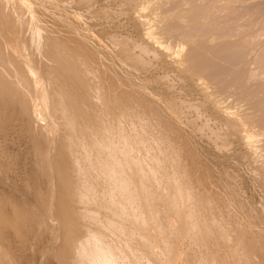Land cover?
Returning a JSON list of instances; mask_svg holds the SVG:
<instances>
[{
  "label": "rangeland",
  "instance_id": "obj_1",
  "mask_svg": "<svg viewBox=\"0 0 264 264\" xmlns=\"http://www.w3.org/2000/svg\"><path fill=\"white\" fill-rule=\"evenodd\" d=\"M37 27L81 54L75 131ZM78 239L105 264H264V0H0V264H82Z\"/></svg>",
  "mask_w": 264,
  "mask_h": 264
},
{
  "label": "bare ground",
  "instance_id": "obj_2",
  "mask_svg": "<svg viewBox=\"0 0 264 264\" xmlns=\"http://www.w3.org/2000/svg\"><path fill=\"white\" fill-rule=\"evenodd\" d=\"M90 11V10H89ZM92 16V15H91ZM4 17V16H3ZM31 18V17H30ZM35 29V34L37 35V37H36V35L34 34V38H36L37 39V44L39 45V48H40V50H42V52H43V54L44 55H46L47 56V58L51 61V62H56V63H58L59 65V70L57 71V74H55V78H56V81H58V85L60 86V84L61 85H63V88H62V86H60V87H57V88H59L60 90L62 89H67L66 90V93H67V95H64V97L66 96V98L67 99H63V96H61L62 97V99L63 100H59V111H60V113H61V111H65V114L64 115H66V117H67V115H69V119L68 120H66L65 119V121H69L68 122V128H70L71 129V127H73V126H76L74 123H70V122H74V120L72 119L73 117H75V114H76V116H77V118L79 117V118H81L80 120H81V123H84V121L82 122V117L83 116H85V117H87L89 114L88 113H84L85 111V109H86V107H84V110H83V107H82V104H83V106H86L88 103H91L90 102V100L91 99H89V98H91L92 97V94L90 95L91 97H89V93L88 92H90L91 93V91L88 89V91L87 92H85V90H87V88H88V85L90 84L91 85V83H89V81L88 80H86L85 79V76L83 75V71L82 70H84V69H81V68H83L82 67V65L81 64H79V62H80V60H78L76 57H78L79 58V56L81 55V54H77L76 55V57H74L73 58V55L75 56V51H74V54L72 55V57L70 56V51L69 50H67V48L66 47H69L70 49L72 48V47H70V45H66L65 47H63V42L62 43H60V42H57V41H55V43H56V45L54 46V50H53V52H48V47H49V45H50V39H49V37H44L43 39V41H45L44 42V44H41V39H40V34H39V32H40V30L38 29V27L37 28H34ZM37 30H39V32L37 31ZM34 31V30H33ZM16 33V32H15ZM53 36V35H52ZM51 36V37H52ZM30 38V37H29ZM52 40V39H51ZM52 44V43H51ZM67 44V43H66ZM72 45V44H71ZM42 47H43V49H42ZM73 49V48H72ZM74 50V49H73ZM66 51H68L69 53H65ZM77 51V50H76ZM81 51V50H80ZM77 53H78V51H77ZM79 53H81V52H79ZM83 54V53H82ZM43 56V55H42ZM48 60V61H49ZM43 61V60H42ZM49 61V62H50ZM79 61V62H78ZM45 62V61H44ZM55 63V64H56ZM46 64V63H45ZM44 65V64H43ZM80 65H81V67H80ZM47 66V65H46ZM45 66V67H46ZM84 67H85V65H84ZM90 67V66H89ZM49 66H47V68H44V69H46V70H51V68H49ZM88 68V67H87ZM43 69V70H44ZM24 70H26V69H24ZM45 70V71H46ZM53 70V69H52ZM91 70V69H90ZM87 71V70H86ZM41 72V71H40ZM55 72V71H54ZM10 73V72H9ZM48 73H49V71H48ZM46 74H47V71H46ZM9 76V75H8ZM42 76V75H41ZM48 76V75H47ZM44 77V76H43ZM51 77V76H50ZM9 78V77H8ZM89 78V77H88ZM47 80H48V78H47ZM49 81H50V79H49ZM74 83V84H73ZM70 84H72V85H70ZM56 85V84H55ZM96 85V84H95ZM92 86V85H91ZM90 86V87H91ZM98 86V85H97ZM86 88V89H85ZM98 88H100V87H98ZM97 88V90H99ZM93 89H95V87H93ZM61 90V91H62ZM96 90V91H97ZM64 91V90H63ZM96 91H92V92H96ZM102 91V90H101ZM100 91V92H101ZM98 92V91H97ZM62 93V92H61ZM65 93V92H64ZM65 93V94H66ZM95 94V93H94ZM97 94H99V93H97ZM58 95H59V93H58ZM59 96V97H60ZM98 96V95H97ZM102 96V94L100 95V97ZM60 97V98H61ZM99 97V96H98ZM98 97H97V99H98ZM102 98V97H101ZM103 98H104V96H103ZM58 99V98H57ZM105 99V98H104ZM74 101V102H73ZM99 101H100V99H99ZM98 101V102H99ZM105 101V100H101V103H103V102ZM92 103H94L93 102V100H92ZM105 103V102H104ZM103 103V104H104ZM98 104V103H97ZM95 105V104H94ZM99 105V104H98ZM102 105V104H101ZM89 106L91 107V108H89ZM103 106V105H102ZM102 106H100V107H102ZM88 108H89V110L90 109H93V108H95V107H93V106H91V105H89L88 104V106H87ZM93 107V108H92ZM99 107V106H98ZM104 107V106H103ZM98 109V108H97ZM67 110L69 111V112H67ZM96 110V109H95ZM101 110V109H100ZM99 110V111H100ZM102 110H104V108L102 109ZM88 111V110H87ZM86 111V112H87ZM94 111V110H93ZM93 111H91V112H93ZM95 112H97L98 113V111L96 110V111H94V114H96L95 116H100L99 114H100V112H99V114L97 115V113H95ZM59 113V114H60ZM64 113V112H63ZM66 113H68V114H66ZM71 113V114H70ZM80 113H81V115H83V116H81L80 117ZM94 114H93V116H92V118L94 117ZM103 115L105 114V112H103L102 113ZM60 115H63L62 113L60 114ZM59 115V116H60ZM74 115V116H73ZM87 115V116H86ZM91 115H92V113H91ZM102 115V116H103ZM107 115V114H106ZM9 116V115H8ZM71 116H73V117H71ZM101 116V117H102ZM105 116V115H104ZM64 116H61V118H63ZM91 116L89 115V118H90ZM109 116H107V118H108ZM65 118V117H64ZM76 118V117H75ZM95 118V117H94ZM104 118V117H103ZM110 118V117H109ZM71 119V120H70ZM102 118H100V120H101ZM6 120V119H5ZM64 120V119H63ZM91 120V119H90ZM97 120V119H96ZM76 121H77V119H76ZM79 121V120H78ZM102 121V120H101ZM105 121V120H104ZM62 122V121H61ZM86 123H87V121H85ZM88 122H90L91 123V125H92V123H93V126L91 127L89 124L87 125L88 127H89V130L88 131H86V132H88L89 133V131H92V129H93V127H94V124H95V122H91V121H88ZM63 123V122H62ZM80 123V122H79ZM79 123H78V125H79ZM80 123V124H81ZM85 123V124H86ZM97 123H99V122H97ZM105 123V122H104ZM69 124H71V125H69ZM85 124L83 125L84 127H85ZM66 125V124H65ZM73 125V126H72ZM78 125H77V127H78ZM97 125V124H96ZM99 125H100V123H99ZM101 125H103V124H101ZM100 125V126H101ZM13 126V125H12ZM82 126V125H81ZM104 126V125H103ZM88 127L86 128V129H88ZM92 129H91V128ZM8 128V127H7ZM96 128V127H95ZM73 129H74V131H75V128L73 127ZM72 129V130H73ZM80 129H81V127H80ZM91 129V130H90ZM101 129H103V127L101 128ZM78 130V129H77ZM77 130H76V132H77ZM95 130V132H93ZM92 132L93 133H95V134H98L100 131H103V130H98V131H96V129H94ZM66 131V130H65ZM71 131V130H70ZM81 131V130H80ZM67 132H69V131H67ZM72 132V131H71ZM71 132H69V136L70 135H73V134H78V133H71ZM81 132H84V130L83 131H81ZM86 132H84V134L86 133ZM97 132V133H96ZM104 133H105V131H103ZM29 133V132H28ZM71 133V134H70ZM87 133V134H88ZM93 133H91V135H95V134H93ZM81 134V133H80ZM87 134H86V138H87ZM100 135L102 134L101 132L99 133ZM90 135V134H89ZM75 136V135H74ZM79 136V135H78ZM96 136L97 135H95V138H96ZM71 137V136H70ZM89 137H92V136H89ZM75 138H76V136H75ZM75 138H73V136L71 137V139H70V141H72V140H76V139H78V140H76V141H74L75 142V144H77V146L79 145V142L77 143V141H82V140H79V138L77 137L76 139ZM82 138H83V133H82ZM104 138V137H103ZM57 139V138H56ZM81 139V138H80ZM88 139H90V138H88ZM87 139V140H88ZM102 138H100V140H101ZM83 140H85V138L83 139ZM87 140H86V142H87ZM94 140V139H93ZM98 140H99V138H98ZM63 141V140H62ZM70 141H69V143H70ZM91 143H92V141H90ZM101 142H102V140H101ZM127 142V141H126ZM73 142H71V144H72ZM74 143L72 144V145H75ZM83 144V143H82ZM82 144H81V146H82ZM97 144V143H96ZM100 144V143H99ZM125 144V143H124ZM86 145H88V144H86ZM91 145V147H92V145H93V143L92 144H90ZM128 145V144H127ZM58 146V145H57ZM76 145H75V149H76V147H77ZM94 146V145H93ZM99 146V145H98ZM34 147V146H33ZM73 147V146H72ZM95 147V146H94ZM130 147V146H129ZM74 148V147H73ZM78 148V147H77ZM86 148V147H85ZM93 148V147H92ZM100 148V147H99ZM102 148V147H101ZM103 148H104V145H103ZM102 148V149H103ZM61 149V148H60ZM75 149H73V150H75ZM83 149V148H82ZM87 149V148H86ZM94 149V148H93ZM62 150V149H61ZM70 150V149H69ZM77 150V149H76ZM97 149L95 148V151H96ZM123 150V149H122ZM63 151H65V150H63ZM62 151V152H63ZM91 151V150H90ZM105 150H103V152H104ZM69 152V151H68ZM67 152V153H68ZM71 152H72V149H71ZM70 152V153H71ZM80 152V151H79ZM82 152V151H81ZM99 152V153H98ZM73 153V152H72ZM86 153V152H85ZM90 153V152H89ZM98 153V154H97ZM97 155L99 156V154H101V151H97ZM59 154V153H58ZM61 154V153H60ZM69 154V153H68ZM74 154H76V153H73L72 154V156L74 155ZM79 154V153H78ZM78 154H76V155H78ZM88 154V153H87ZM95 154V155H96ZM103 154V153H102ZM62 155H63V153H62ZM80 156H81V154H79ZM90 154H88L87 156H89ZM128 155V154H127ZM71 158H73L72 160H74L75 158L74 157H72L71 155H69ZM75 156V155H74ZM87 156L84 154V156L82 155L81 156V162L84 160V159H86L87 158ZM98 156H96L97 157V159H98ZM100 156H102V155H100ZM129 156V155H128ZM63 157H65V156H63ZM83 157H86V158H83ZM90 157V156H89ZM64 159H66V157L64 158ZM68 160H69V158H67ZM78 159V160H79ZM87 159H90V158H87ZM86 159V160H87ZM59 160V159H58ZM62 161H63V159H61ZM76 160V159H75ZM77 160V161H78ZM90 160H92V159H90ZM60 161V160H59ZM70 161V160H69ZM88 161V160H87ZM86 161V162H87ZM97 161V160H96ZM70 162H72V161H70ZM69 162V163H70ZM76 165H77V167H81L82 168V166H78V163H76V161H73ZM80 162V163H81ZM85 162V161H84ZM89 162V161H88ZM64 163H66V162H64ZM89 163H91V162H89ZM75 164H73L74 166H72V167H74V168H76V169H78L77 167H75ZM85 164H88V163H85ZM96 164H97V162H96ZM81 165V164H80ZM90 165V164H89ZM95 165V164H94ZM93 165V166H94ZM85 166V165H84ZM96 166V165H95ZM71 167V168H72ZM87 167L88 166H86V169H87ZM60 168V167H59ZM65 168V167H64ZM82 169H84V168H82ZM94 169V168H93ZM88 171V170H87ZM86 170H85V172H87ZM59 172V171H58ZM69 172V171H68ZM91 174V173H90ZM59 175V174H58ZM96 175V174H95ZM58 177V176H57ZM63 177V176H62ZM65 177V176H64ZM67 177V176H66ZM61 178V177H60ZM87 179H88V177H87ZM64 181V180H63ZM99 181V180H98ZM65 184V183H64ZM71 184V183H70ZM66 185V184H65ZM88 185V184H87ZM86 186V185H85ZM84 186V187H85ZM90 186V185H89ZM69 187L71 188V186L69 185ZM67 188V187H66ZM86 188V187H85ZM90 188V187H89ZM76 189V188H75ZM88 189V188H87ZM97 189V188H96ZM180 189V188H179ZM66 190V189H65ZM86 192V191H85ZM69 193V192H68ZM93 193V192H92ZM83 194V193H82ZM85 194V196H86V193H84ZM84 194H83V196H84ZM84 196V197H85ZM86 197H88V196H86ZM92 199V198H91ZM96 199V198H95ZM85 203V202H84ZM61 209H62V207H61ZM85 210V209H84ZM75 213V212H74ZM77 216V215H76ZM81 218V217H80ZM85 218V217H84ZM71 220V219H70ZM94 220V219H93ZM77 222V221H76ZM64 223V222H63ZM69 223V222H68ZM70 225V224H69ZM73 225V224H72ZM71 225V226H72ZM75 225V224H74ZM70 226V227H71ZM77 230V229H76ZM69 234V233H68ZM78 235V234H77ZM70 236V235H69ZM73 237H75V236H73ZM72 237V238H73ZM77 238V237H76ZM76 238L74 239V240H76ZM70 239V238H69ZM79 240V239H78ZM80 240H82V239H80ZM80 240L78 241L79 242V244L78 245H81V247H79V248H82V249H80V250H83L82 252H81V254H80V256L82 257V261H83V263L82 264H105V262H106V260L107 259H109L108 257H110L109 255L108 256H106L105 255V251H102L101 249H99L97 246L93 249L94 251H92L91 252V249H92V245H91V242H89L88 244L89 245H91L90 247H91V249H90V247H87V242L85 243L84 242V240H82V242H80ZM86 241V240H85ZM93 242L94 241H92V244H93ZM95 243V242H94ZM94 246H95V244H94ZM86 248V250H88L87 248H89L90 249V251H89V255H87L88 253L87 252H85V249ZM114 249V248H113ZM112 249V250H113ZM77 250H78V248H77ZM80 250H78V252L80 251ZM115 251V250H114ZM109 252V251H108ZM114 253V252H113ZM116 253V252H115ZM108 254V253H107ZM79 255V254H78ZM105 258H107V259H105ZM111 258H112V256H111ZM81 259V258H80ZM79 259V260H80ZM87 261V262H86ZM120 261V260H119ZM76 262V261H75ZM110 262V261H109ZM108 262V263H109ZM78 262H76V263H74V264H77ZM107 263V262H106ZM118 263V262H117ZM121 264V263H120Z\"/></svg>",
  "mask_w": 264,
  "mask_h": 264
}]
</instances>
